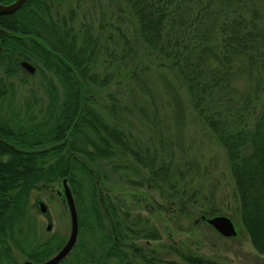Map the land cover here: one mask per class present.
Segmentation results:
<instances>
[{"label":"trees","instance_id":"16d2710c","mask_svg":"<svg viewBox=\"0 0 264 264\" xmlns=\"http://www.w3.org/2000/svg\"><path fill=\"white\" fill-rule=\"evenodd\" d=\"M66 1L29 0L23 9L32 11L0 16L4 73L23 71L20 63L26 61L46 81V101L34 100L41 108L24 112L14 106L13 87L4 85L3 94L0 80V105L14 107L0 138L20 150L0 159V185L9 194L4 207L0 190V251L7 236L9 264L15 263L13 249L42 262L63 246L56 236L53 245L34 239L27 206L31 190L52 179L67 180L78 214L76 245L61 264H132L127 249L137 250L130 241L160 239L140 215L131 222L106 185L120 171L139 179L127 178L135 187L174 191L180 181L172 153L133 132L140 119L150 130L159 122L146 101V58L179 80L198 122L225 152L241 226L264 258V0H123L131 38L121 29L114 37L87 25L75 31V12H59ZM255 80L258 92L245 93L234 114L230 105ZM187 255L178 253L187 264H215Z\"/></svg>","mask_w":264,"mask_h":264},{"label":"rangeland","instance_id":"374dc122","mask_svg":"<svg viewBox=\"0 0 264 264\" xmlns=\"http://www.w3.org/2000/svg\"><path fill=\"white\" fill-rule=\"evenodd\" d=\"M252 5L248 4L250 8H253ZM71 11L75 12L71 25L77 32L87 25L93 26L96 31H104L105 36H117V31L121 29L129 38L132 37L130 11L123 0H67L59 9L65 16ZM112 41L113 38L110 40V50L114 48ZM146 59L148 70L145 75L150 91L146 101L157 111L159 122L150 130L146 121L138 117L140 122L135 123L133 132L142 142L148 140L151 145L155 143L160 152L172 153L175 180L180 178V181L174 191L163 186L161 189L132 186L127 178L134 181L139 179L130 173H126L125 177L123 171L107 181V189L114 197L113 203L121 211L130 213L131 222L133 217L140 215L143 222L148 221L159 231V240L130 241L129 244H133L137 250L133 252L127 249L130 262L150 264V259L155 257L154 264H187L178 256L181 253L215 264H264V258L255 252L241 226L238 198L225 152L198 122L179 80L169 70L160 68L155 58ZM53 82L57 85L55 79ZM7 84L13 87L14 106L21 111L41 108L33 105L34 100L40 103L46 101V81L39 72L29 75L19 71L13 76L4 73V85ZM246 88L237 98L239 103L230 105L234 114L242 108L247 98L245 93L255 96L259 89L256 80L249 84V88L247 83ZM54 189L56 193L34 190L28 199L29 215L36 224L34 239L37 241L56 236L66 242L70 233L68 209L63 196L57 195L62 193L61 182L56 183ZM170 193L176 197H170ZM38 198L44 200L49 218L44 219L34 206ZM210 211H214L215 216L203 215ZM217 216H225L232 221L236 237L224 238L202 220V217L211 219ZM48 224L52 225L49 232L46 231ZM14 261V264H23L24 258L16 252Z\"/></svg>","mask_w":264,"mask_h":264},{"label":"water","instance_id":"95a60500","mask_svg":"<svg viewBox=\"0 0 264 264\" xmlns=\"http://www.w3.org/2000/svg\"><path fill=\"white\" fill-rule=\"evenodd\" d=\"M27 1L28 0H15L9 5H0V15H11L15 13L14 11L22 7ZM20 67L29 75H33L36 72L35 67L26 61H22L20 63ZM62 195L64 198V204L69 212L70 233L63 247L52 258L41 264H60L71 253L77 242L79 229L78 214L74 198L71 189L68 186L67 180L62 181ZM39 211L41 214H46L47 207L43 203H41L39 205ZM203 220H205V218H203ZM205 221L210 227H212L218 234H220L224 238H234L237 235L234 224L227 217L217 216ZM51 229L52 225L48 224L46 227V231L49 232L51 231ZM24 264L36 263L25 262Z\"/></svg>","mask_w":264,"mask_h":264},{"label":"flooded vegetation","instance_id":"af4514ba","mask_svg":"<svg viewBox=\"0 0 264 264\" xmlns=\"http://www.w3.org/2000/svg\"><path fill=\"white\" fill-rule=\"evenodd\" d=\"M15 0H0V5L4 6V5H9L11 4L12 2H14ZM29 1V0H28ZM27 1V2H28ZM26 2V3H27ZM25 3V4H26ZM24 4V5H25ZM24 5L22 7H20L19 9H17L16 11L14 12H29V11H32V10H25L23 9ZM0 16H3L4 15H0ZM0 34H1V37H0V68H1V87H2V93L4 94V19H3V25L0 26ZM10 108H14V107H9V106H6V105H0V118L3 119V120H0V128H4L5 125L8 124L7 121H4V117H7V112L9 111ZM6 113V114H5ZM3 135H4V130L2 131ZM11 150L13 153H18L20 150L18 147H14L13 144H8L7 143V140L4 138H0V159L1 160H7L9 158V155H8V151ZM44 149H42V151H44ZM54 176H52L53 178ZM4 180H6L4 178ZM6 182V181H5ZM56 181L54 179H52V181H50L49 183H41V185L38 186L37 189H35V191H43V190H48L50 192H54L56 193V190L54 189L55 186H56ZM0 190H4V207L7 206V202H5V199H9V194L7 192V186L6 184L4 185H0ZM34 191V190H31V192ZM57 195L60 197L62 195H60V193H57ZM43 203L44 204V200H42L41 198H38L36 201H35V204L34 206L37 208L39 214L44 218H49V215H48V210L46 212V214H41L40 211H39V205ZM45 205V204H44ZM46 206V205H45ZM67 241V240H66ZM49 243L50 245H53L55 244V238L54 236H51L47 239H42V240H39V244L40 245H45L46 243ZM66 242H64L65 244ZM63 244V245H64ZM62 248V247H61ZM18 252L20 253L19 251H16V250H12L11 252V256L13 258V260L15 259V253ZM58 252V251H57ZM56 252V253H57ZM55 253V254H56ZM21 254V253H20ZM55 254H53L52 256H50L49 258L45 259L44 261L42 262H33V261H30L28 260L23 254H21L24 258V262H31V263H36V264H41V263H44L46 261H48L50 258H52ZM70 255V254H69ZM68 255V256H69ZM67 256V257H68ZM66 257V258H67ZM65 258V259H66ZM64 259V260H65ZM63 260V261H64ZM0 264H9V249H8V238L7 236L4 237V251H0ZM14 264V263H12ZM61 264V263H60Z\"/></svg>","mask_w":264,"mask_h":264}]
</instances>
